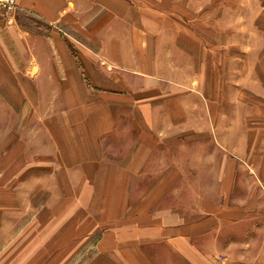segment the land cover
I'll use <instances>...</instances> for the list:
<instances>
[{"label": "crops", "instance_id": "0c3cea01", "mask_svg": "<svg viewBox=\"0 0 264 264\" xmlns=\"http://www.w3.org/2000/svg\"><path fill=\"white\" fill-rule=\"evenodd\" d=\"M155 1L0 17V264H264V81Z\"/></svg>", "mask_w": 264, "mask_h": 264}, {"label": "rangeland", "instance_id": "374dc122", "mask_svg": "<svg viewBox=\"0 0 264 264\" xmlns=\"http://www.w3.org/2000/svg\"><path fill=\"white\" fill-rule=\"evenodd\" d=\"M137 1L142 3L151 0ZM155 2L168 9L175 8V4H177L176 7L179 5L187 7L189 28L201 29L205 40L219 43L218 48L221 55L228 49L227 54L236 55V58L246 61V70L248 72L254 70L257 76L264 81V0H170V3L169 0H156ZM230 12L237 13L234 22L227 16ZM243 33H247V36ZM246 43L248 45L244 48ZM220 71L223 73L224 69L221 67ZM256 74L250 76L256 77ZM257 85L259 83L250 84L252 89L248 86L242 89L241 84H237V87L241 90L248 89L251 92V102L256 104L260 112V109L264 111V108L259 105L261 99L257 97L264 98V84L261 83L258 88ZM257 107L253 109L256 112H258ZM23 120L25 122L29 119L19 115H0V173L4 168L2 163L4 162V146L11 142L20 145L19 141H21L23 147V134L35 135V127L27 130L28 127L23 124ZM262 121L264 122V119ZM14 184L15 181H13V186Z\"/></svg>", "mask_w": 264, "mask_h": 264}, {"label": "built area", "instance_id": "2783aa9c", "mask_svg": "<svg viewBox=\"0 0 264 264\" xmlns=\"http://www.w3.org/2000/svg\"><path fill=\"white\" fill-rule=\"evenodd\" d=\"M18 2L19 0H0V17L14 13L19 8Z\"/></svg>", "mask_w": 264, "mask_h": 264}]
</instances>
